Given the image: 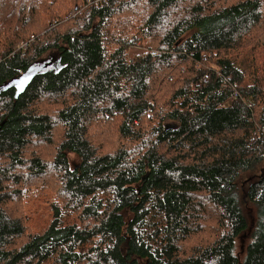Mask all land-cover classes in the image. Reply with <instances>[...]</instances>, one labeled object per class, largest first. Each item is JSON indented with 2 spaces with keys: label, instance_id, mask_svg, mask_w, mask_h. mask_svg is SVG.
Listing matches in <instances>:
<instances>
[{
  "label": "trees",
  "instance_id": "trees-1",
  "mask_svg": "<svg viewBox=\"0 0 264 264\" xmlns=\"http://www.w3.org/2000/svg\"><path fill=\"white\" fill-rule=\"evenodd\" d=\"M0 264H264V0H0Z\"/></svg>",
  "mask_w": 264,
  "mask_h": 264
},
{
  "label": "rangeland",
  "instance_id": "rangeland-1",
  "mask_svg": "<svg viewBox=\"0 0 264 264\" xmlns=\"http://www.w3.org/2000/svg\"><path fill=\"white\" fill-rule=\"evenodd\" d=\"M247 177H249V175H245V178H243L242 181H246L248 179Z\"/></svg>",
  "mask_w": 264,
  "mask_h": 264
},
{
  "label": "water",
  "instance_id": "water-1",
  "mask_svg": "<svg viewBox=\"0 0 264 264\" xmlns=\"http://www.w3.org/2000/svg\"><path fill=\"white\" fill-rule=\"evenodd\" d=\"M22 91L18 92L17 95H16V99L21 95Z\"/></svg>",
  "mask_w": 264,
  "mask_h": 264
},
{
  "label": "built area",
  "instance_id": "built-area-1",
  "mask_svg": "<svg viewBox=\"0 0 264 264\" xmlns=\"http://www.w3.org/2000/svg\"><path fill=\"white\" fill-rule=\"evenodd\" d=\"M153 55H155V54H153Z\"/></svg>",
  "mask_w": 264,
  "mask_h": 264
}]
</instances>
